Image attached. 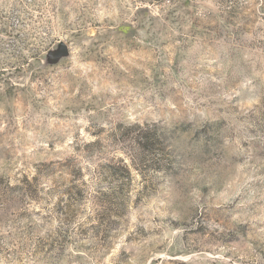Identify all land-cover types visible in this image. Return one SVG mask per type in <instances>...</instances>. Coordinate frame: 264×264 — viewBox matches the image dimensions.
<instances>
[{"label":"rangeland","instance_id":"rangeland-1","mask_svg":"<svg viewBox=\"0 0 264 264\" xmlns=\"http://www.w3.org/2000/svg\"><path fill=\"white\" fill-rule=\"evenodd\" d=\"M0 264H264V0H0Z\"/></svg>","mask_w":264,"mask_h":264},{"label":"trees","instance_id":"trees-1","mask_svg":"<svg viewBox=\"0 0 264 264\" xmlns=\"http://www.w3.org/2000/svg\"><path fill=\"white\" fill-rule=\"evenodd\" d=\"M140 144V143H139ZM145 146V145H144ZM143 146V147H144ZM130 162V163H129ZM129 162L125 161V159L123 158H120L119 159V169L124 173L126 174V178L127 179H130L131 177V169L133 168L134 170H138L137 166L138 164H136V160L132 157H129ZM109 166V165H108ZM117 175V174H115ZM120 175H117V177L119 179H122L123 180V174H121V176L119 177ZM82 192L83 193H86V190L82 189Z\"/></svg>","mask_w":264,"mask_h":264}]
</instances>
